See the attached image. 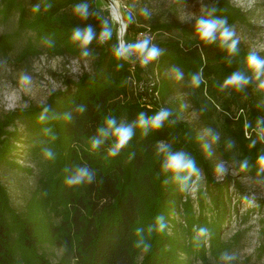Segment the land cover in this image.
Returning <instances> with one entry per match:
<instances>
[{
    "label": "trees",
    "instance_id": "obj_1",
    "mask_svg": "<svg viewBox=\"0 0 264 264\" xmlns=\"http://www.w3.org/2000/svg\"><path fill=\"white\" fill-rule=\"evenodd\" d=\"M80 5L86 6L84 15L75 11ZM208 12L206 20L226 19L228 24L239 17L224 2L212 5ZM0 13L4 18L17 15L13 31L0 39V58L24 63L42 54L68 55L91 66L77 80L67 81L64 91L51 93L44 105L15 109L0 118V168L31 173L16 163L13 154L20 135L34 157L51 153L47 159L50 170L37 175L24 211L12 205L0 180V264H53L40 252V245L47 241L65 250L57 264H194L198 260L209 264V254L229 250L220 231L230 211V179L215 180L214 165L202 148L198 130L220 131L223 156L235 158L240 170L250 175L262 170L259 161L264 149L252 129L260 127V133L264 132V93L247 67L249 52L238 49L230 54L219 39L206 44L191 36L197 22L139 18L134 23L136 33L150 31L154 34L151 44L162 50L146 69L167 73L165 81L174 82L172 88L186 94L198 116L190 124L169 111L159 129H142L135 126L141 112L149 120L164 108L149 99V85L135 90L134 76L140 79L144 67L129 57L132 51L126 57H115L119 43L101 0H1ZM89 29L92 39L86 46H82V37L73 39L76 31ZM106 29L111 36L105 40L101 32ZM168 72L182 76L173 79ZM201 73L202 81L196 87L192 77ZM235 73L248 83L225 87L224 82ZM232 106L247 111L246 123L242 114L234 125L222 121ZM110 119H115L116 126H133L131 140L115 156L109 155L116 142L114 129L107 125ZM16 121L22 129L6 131ZM245 128L255 138L253 146L247 145ZM97 139L101 143L93 149ZM167 154L194 160L203 172L206 185L198 193L197 210L186 197L192 177L182 190L184 174L178 178L163 168ZM80 169H86L88 176L79 184L69 183ZM233 186L243 196L239 183ZM260 205L264 206L263 200ZM158 217H163V231ZM201 229L204 235H199Z\"/></svg>",
    "mask_w": 264,
    "mask_h": 264
},
{
    "label": "rangeland",
    "instance_id": "obj_2",
    "mask_svg": "<svg viewBox=\"0 0 264 264\" xmlns=\"http://www.w3.org/2000/svg\"><path fill=\"white\" fill-rule=\"evenodd\" d=\"M119 5V14L116 16L107 0H101L102 7L108 11L107 20L110 21V30L116 34L118 43H138L144 37L152 40L154 34L150 31L136 33L134 26L139 18L141 19H163L177 20L181 24H194L199 19L209 17V8L219 3H226L233 10L238 11L239 17L234 23L228 24L233 32V39L239 41L237 49H242L249 53L260 54L264 59V0H116ZM1 2V0H0ZM17 15L8 18L2 17L0 13V39L8 35L16 26ZM191 36L198 37L197 32ZM219 37V32H217ZM230 43V41H229ZM130 58L136 59L141 64L142 56L132 51ZM151 64V61L148 65ZM147 65V64H146ZM142 66V65H141ZM144 70L139 71V78L135 75V90H141L149 85V99L170 112L179 120L194 124L197 121V113L187 100L186 94L172 88L174 82L165 81V76L157 71L149 72L143 65ZM91 66L88 61H80L71 56H51L42 54L34 57L29 62L18 63L13 59L0 58V118H4L7 112L15 109H28L35 106L44 105L50 94L57 91H64L67 81H75L84 71H90ZM153 75L154 77H152ZM173 79H178V74L168 72ZM22 76H28L29 81H22ZM254 81L260 87L264 82V69L261 75ZM155 86V89L154 88ZM149 101V100H148ZM219 113L223 114L220 108ZM221 116L222 121L234 125L242 114L245 123L248 121L247 111L238 110L235 106L230 108ZM14 127L22 129L21 123L16 121L15 126L9 125L6 131L12 132ZM245 137L250 140L248 146H253L255 138L252 132L258 134L259 141L264 149V132L260 133V127L256 130L245 128ZM202 137V148L207 157L212 161L215 171L216 181L230 179L229 192L231 203L229 213L220 233L221 239L229 244V250H219V254L211 257L209 264H264V206L260 205V200L264 201V166L256 175H250L246 170H240L235 158L227 159L223 156L221 149L222 138L219 132L213 130H198ZM254 139V140H253ZM25 138H20L15 143L17 149L13 153L17 158L16 163L24 168L31 169V173L10 167L0 168V180L10 194L11 203L20 211L26 208L27 200L32 196V192L37 185V175L48 172V152H41L35 157L28 153L25 147ZM222 166L223 173L217 172L216 168ZM199 178L193 176L186 189V197H190L195 210L198 209V193L204 189L206 182L202 171H198ZM239 183L243 190V196L233 186ZM241 200L237 201L236 199ZM207 202L209 200L207 199ZM234 206L237 210H234ZM208 215L213 214L212 210H206ZM246 218V219H245ZM179 220V217H178ZM180 221V220H179ZM171 228V227H170ZM170 228L168 231H170ZM40 252L43 253L51 263L57 264L65 255L64 248H60L50 243L44 242L40 245ZM206 248L209 246L206 243ZM194 264H207L200 260Z\"/></svg>",
    "mask_w": 264,
    "mask_h": 264
},
{
    "label": "clouds",
    "instance_id": "obj_3",
    "mask_svg": "<svg viewBox=\"0 0 264 264\" xmlns=\"http://www.w3.org/2000/svg\"><path fill=\"white\" fill-rule=\"evenodd\" d=\"M85 9H86L85 5H80L75 8V11L81 15H84ZM33 10L35 11L36 9ZM212 11H215V9H212ZM226 25H227L226 19H219V20H205L203 18L199 19L196 25V32L198 34L199 40L206 44H211L217 39H219L221 47L226 48L230 54L236 53L238 50L237 45L239 41L233 39L234 32ZM217 32H219V37H217ZM110 36H111V31L107 29L101 32L102 39L106 40L110 38ZM81 37H82V46H86L88 43H90L92 39L91 29H89L87 32L84 33L76 31L73 35L74 40H80ZM131 51H135L142 56V60H141L142 66L148 64L152 60L157 59L162 52V50L159 47H157L154 44H151L150 38L145 37L143 40L139 41L135 45H126L123 42H121L119 46L115 49L114 55L116 58L119 59L128 56ZM82 55L87 56L88 53L84 52L82 53ZM246 64L247 67L251 71H253L256 78H259V76L261 75V70L264 69V59H261L254 52L249 53L246 60ZM181 76L182 73H179L178 77ZM30 79L31 78L28 76L21 77L22 81H29ZM201 81H202V73L192 77V84L196 87L199 86ZM246 83H248V81L241 74L235 73L224 82V86L225 87L234 86L240 88L243 87V85ZM260 87L264 88V82H261ZM45 111H47V108H45ZM169 115H170L169 111L161 109L154 117H152L149 120H146L144 118V113L141 112L135 126L140 127L142 129H147L150 126L152 129L157 130L162 126L163 122L169 117ZM40 119L43 120V115H41ZM107 125L109 128L114 129L112 135L115 137L116 142L114 146L110 149L109 155L115 156L117 152L123 147H125L127 143L131 140L133 136V126H123V125L116 126L115 119L108 120ZM101 135L102 136L105 135L104 130H101ZM100 143L101 140L97 139L92 142L91 146L93 149H95L99 146ZM161 151L167 153V150L165 148H161ZM48 155L50 156L51 153H48ZM259 162L261 165H264V157H261ZM241 167H243V165ZM163 168L165 170L172 171L177 175L178 178L181 173L184 174L182 178V185H183L182 190L186 189L187 182L191 177L196 176L197 178H199L198 169L195 167V161L185 160L181 154H175V155L167 154L166 161L163 164ZM216 171L223 173L224 169L222 168V166H218L216 168ZM87 176L88 173L86 169H80L76 177L73 180L69 181V183L79 184L81 180ZM157 221L159 223V230L163 231L165 227V224L163 223V217H158ZM204 234H205V230L201 229L199 235H204Z\"/></svg>",
    "mask_w": 264,
    "mask_h": 264
},
{
    "label": "bare ground",
    "instance_id": "obj_4",
    "mask_svg": "<svg viewBox=\"0 0 264 264\" xmlns=\"http://www.w3.org/2000/svg\"><path fill=\"white\" fill-rule=\"evenodd\" d=\"M110 4V6L112 7V11L113 13L118 16L119 14V5L117 4L116 0H107Z\"/></svg>",
    "mask_w": 264,
    "mask_h": 264
}]
</instances>
